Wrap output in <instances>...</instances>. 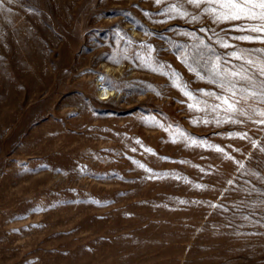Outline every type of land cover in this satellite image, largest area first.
<instances>
[{"label": "rangeland", "instance_id": "374dc122", "mask_svg": "<svg viewBox=\"0 0 264 264\" xmlns=\"http://www.w3.org/2000/svg\"><path fill=\"white\" fill-rule=\"evenodd\" d=\"M208 7L0 0V264H264V33Z\"/></svg>", "mask_w": 264, "mask_h": 264}, {"label": "snow or ice", "instance_id": "6c2138e0", "mask_svg": "<svg viewBox=\"0 0 264 264\" xmlns=\"http://www.w3.org/2000/svg\"><path fill=\"white\" fill-rule=\"evenodd\" d=\"M159 2V0H157ZM206 2V0H187V3L194 5L195 7H200L201 3ZM209 3H217L219 4L220 11H217V8L215 7H208L205 8V11L212 13L215 16V19L217 21H225V20H240V19H252V20H259L261 21V25L252 26L250 29L251 32L256 33H264V0H208ZM254 9H259L261 11L256 12ZM178 15L180 16H186V12H180L179 10H176ZM193 19H197V17H193ZM240 30H246L241 28ZM235 39L239 40H252L254 37L252 36H239L235 37ZM255 39L264 40V37L257 36ZM223 47H230L228 44H224ZM256 51H262L264 52V49H258ZM233 56H236V53H232ZM203 59V56L197 51L196 56H193V61L196 62L197 58ZM239 58V57H237ZM186 62V61H184ZM251 63V61H249ZM206 71L207 75L210 77H214L211 82L218 83L219 87L221 89H224L226 92L231 93L232 97H235L237 95V92L235 90V84H231L230 86L226 87L225 79L227 77H234L239 76L240 79L246 80L249 79L247 76L240 75L239 73L235 72H222L220 70V61L219 57H217L216 62L209 66L208 60H205L204 64L201 65ZM189 69L191 71H196V69L192 68L191 65H189ZM153 71L160 72V68H153ZM165 75H168V73H163ZM197 76L200 79H204V76H201L199 72H197ZM224 78V79H221ZM173 86L180 89L185 96L191 97V93L186 90L187 85L183 84L181 82V78L178 73H173V79H172ZM240 91H244L241 89ZM207 95H214L213 93H207ZM252 95H256V93H252ZM216 99L221 100L224 105L227 106V110L229 111H237V108L235 107V104L239 103V101H231L228 96H217ZM243 99H246V97H243ZM189 107H193V105H189ZM216 107H219L217 105ZM216 107H214L212 110L215 111ZM261 115H264V113H261ZM194 123L196 121H193ZM235 122V121H233ZM264 122V121H262ZM207 123V121H205ZM139 143V141H138ZM193 144L196 143V141H192ZM211 147V145H209ZM218 151H222V149H217ZM150 151V150H149ZM143 167V165H140ZM199 187V186H198Z\"/></svg>", "mask_w": 264, "mask_h": 264}, {"label": "bare ground", "instance_id": "6f19581e", "mask_svg": "<svg viewBox=\"0 0 264 264\" xmlns=\"http://www.w3.org/2000/svg\"><path fill=\"white\" fill-rule=\"evenodd\" d=\"M111 69H112L111 67H108V70H111ZM98 84L100 85L99 90H100V94L102 95V98H108L114 95L115 93H117V90L109 87L108 84H106L105 82H102L101 80Z\"/></svg>", "mask_w": 264, "mask_h": 264}]
</instances>
